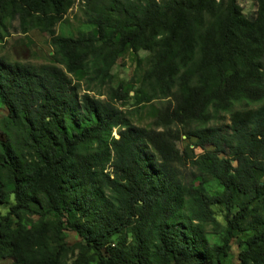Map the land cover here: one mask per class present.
I'll return each instance as SVG.
<instances>
[{"label":"trees","instance_id":"obj_1","mask_svg":"<svg viewBox=\"0 0 264 264\" xmlns=\"http://www.w3.org/2000/svg\"><path fill=\"white\" fill-rule=\"evenodd\" d=\"M79 1L91 30L71 38L53 31L71 0H0V41L18 20L52 49L39 66L0 58V259L89 264L67 262L65 223L98 264H221L243 233L238 264H264V0L251 16L236 0ZM139 50L143 73L113 88ZM129 100L164 101L152 127L130 123Z\"/></svg>","mask_w":264,"mask_h":264},{"label":"rangeland","instance_id":"obj_2","mask_svg":"<svg viewBox=\"0 0 264 264\" xmlns=\"http://www.w3.org/2000/svg\"><path fill=\"white\" fill-rule=\"evenodd\" d=\"M72 7L67 13L62 16L53 25V31L55 35L63 37L74 38L79 31L88 32L91 27L84 22V18L81 13L80 1L71 0ZM257 0H236L243 15L251 16L257 11ZM52 55V49L49 46V34L39 30H29L27 33H22L18 20L7 21L6 31L3 33V37L0 41V58L5 59L8 62H19L23 64H30L33 66H39L42 64H50ZM149 55L148 52L139 50L136 53L126 52L121 56L111 68V86L116 87H128L136 82V79L144 71V64L141 62ZM136 87V85H134ZM91 96L95 95V92H89ZM129 97H132V92L129 93ZM104 99V96L101 97ZM133 100H129L123 110L129 115L130 123L134 126L149 128L152 127V117L149 112V107H161L164 101H154L151 105L146 106L140 112H134L136 106H133ZM238 108L237 106H235ZM6 109L0 104V121L6 116ZM131 115V116H130ZM228 115H223L219 118V123L224 125L228 124ZM115 138L117 135L115 130L112 134ZM0 140H4V136L0 131ZM187 144L185 137H181V141L177 143L179 149H183ZM192 147V146H190ZM197 152V151H196ZM185 173L189 172V168L183 169ZM206 184V191L210 195L220 194L222 189L216 181L209 179ZM12 201L10 200V203ZM215 219L224 225L223 215L221 208L213 207ZM8 207L0 205V217L7 216ZM34 220L35 218H31ZM64 221V220H62ZM18 223L14 218H10L9 226L15 228ZM64 223V222H63ZM209 232V231H208ZM64 242L69 248L67 251L66 260L68 263H73L80 256L82 261L89 264H98L97 257L94 256V250L90 248V245L83 242L80 237L68 228L64 223V230L62 231ZM247 234L243 233L237 236L236 239H232L229 243V252L225 258L221 260V264H238L237 255L239 248L237 247V239L244 240ZM207 241L210 246L219 245L218 236L209 232L207 235ZM116 240L113 239V244ZM113 247V245L111 246ZM113 249V248H112ZM0 264H11V260L8 258L0 259Z\"/></svg>","mask_w":264,"mask_h":264}]
</instances>
